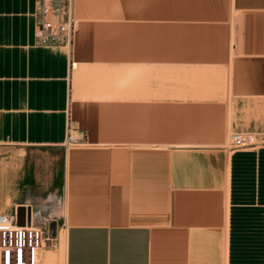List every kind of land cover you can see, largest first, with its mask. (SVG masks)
Instances as JSON below:
<instances>
[{"label": "crops", "instance_id": "obj_1", "mask_svg": "<svg viewBox=\"0 0 264 264\" xmlns=\"http://www.w3.org/2000/svg\"><path fill=\"white\" fill-rule=\"evenodd\" d=\"M122 1L40 44L0 0V213L61 224L66 264H264V0Z\"/></svg>", "mask_w": 264, "mask_h": 264}, {"label": "built area", "instance_id": "obj_2", "mask_svg": "<svg viewBox=\"0 0 264 264\" xmlns=\"http://www.w3.org/2000/svg\"><path fill=\"white\" fill-rule=\"evenodd\" d=\"M37 3L38 42L69 43L76 26L75 0H37ZM74 140L70 133L69 142ZM230 144L233 149H244L260 142L255 134L231 132ZM35 217L26 214L25 224H20L18 216L0 213V264H42L43 252L53 245V229L51 222L38 224Z\"/></svg>", "mask_w": 264, "mask_h": 264}, {"label": "rangeland", "instance_id": "obj_3", "mask_svg": "<svg viewBox=\"0 0 264 264\" xmlns=\"http://www.w3.org/2000/svg\"><path fill=\"white\" fill-rule=\"evenodd\" d=\"M123 5H126V2H129V0H123ZM121 4V3H120ZM119 4V5H120ZM78 20L79 18L77 17L76 18V22L78 23ZM172 42H176V40H173ZM173 49L177 50L176 47L177 46H172ZM171 65H174L171 63ZM176 65V64H175ZM172 74V73H171ZM173 76H171V81L173 82V79H172ZM179 122H171L172 125L174 126H177ZM208 122H182L183 125H187L189 124V126L192 128V127H195V126H198L197 128H199L200 126H204L206 125ZM231 130L229 128L226 129V139L224 141V144L227 145L228 147V139H229V134H230ZM73 134V136H77L78 133L72 131L71 132ZM131 146H132V143H131ZM161 147H165V148H168L170 147L169 145L167 146H161ZM52 223V222H51ZM60 233V234H59ZM65 235H66V231H65V228L60 224L59 225V229L57 230V233L56 231L53 232V245H52V249L50 250V252L48 253V255L46 256V264H61L60 263V257H59V254L62 255V252H65V249H66V239H65ZM62 248H63V251H62ZM62 251V252H61ZM53 253V254H52ZM50 254V255H49Z\"/></svg>", "mask_w": 264, "mask_h": 264}, {"label": "water", "instance_id": "obj_4", "mask_svg": "<svg viewBox=\"0 0 264 264\" xmlns=\"http://www.w3.org/2000/svg\"><path fill=\"white\" fill-rule=\"evenodd\" d=\"M25 210L26 208L24 206H21L20 208H18V222L20 224H25ZM52 228L54 229V225L52 224Z\"/></svg>", "mask_w": 264, "mask_h": 264}, {"label": "bare ground", "instance_id": "obj_5", "mask_svg": "<svg viewBox=\"0 0 264 264\" xmlns=\"http://www.w3.org/2000/svg\"><path fill=\"white\" fill-rule=\"evenodd\" d=\"M60 234V233H59ZM55 238V237H53ZM65 239H66V249H67V234L65 235ZM65 249V252H62L63 251V248H62V255L59 254V257H60V263L61 264H66V252L67 250ZM53 254V253H52ZM50 255V254H49Z\"/></svg>", "mask_w": 264, "mask_h": 264}]
</instances>
